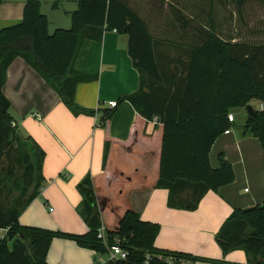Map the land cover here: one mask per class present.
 <instances>
[{
  "label": "trees",
  "instance_id": "16d2710c",
  "mask_svg": "<svg viewBox=\"0 0 264 264\" xmlns=\"http://www.w3.org/2000/svg\"><path fill=\"white\" fill-rule=\"evenodd\" d=\"M170 1L178 5L168 1L179 12L183 27L195 30V35L154 37L129 0H78L71 27L57 28L52 33L49 20L41 11V1L27 0L23 20L0 29V156L4 142L18 140L27 144L34 155V160L27 157V169L19 177L8 172H2L0 177L23 193L19 206L14 204L8 211L0 206V229H5L0 236V264H50L47 257L55 237L72 239L102 254L107 252L98 237L103 223L90 175L77 184L81 195L77 211L88 227L86 233L72 234L19 223L21 213L41 192L45 151L31 136L18 130L10 113V100L2 90L7 68L18 56L58 92L74 115H96V110L82 107L75 100L77 83L88 79L75 68L76 58L87 38L99 39L105 30L112 29L127 33L129 53L140 74V87L125 98L145 119L157 117L162 124L157 187L168 189V205L195 210L207 191H216L234 181L232 163L220 152L219 166L214 168L210 150L214 141L233 126L228 119L232 110L247 108L253 100L264 103V44L222 34L215 15L216 2L223 0H209L207 18L200 22L195 13L190 18L187 7L180 6L179 0ZM252 1L264 0H230L238 13ZM197 6L195 0L190 10ZM167 39H172L174 50L180 51L174 62L162 60L157 52ZM111 115L110 111L104 112L103 121ZM244 131L257 137L264 149V109L254 107V111H248ZM110 146L107 140L105 158ZM20 166L22 170L23 165ZM32 185V192L25 196ZM159 231L158 223L145 221L138 212L128 209L118 228L108 230L109 244L115 237L121 238L128 258L109 264H144L147 254L151 255L150 264H169L171 256L177 264L181 259L198 260L189 253L158 248L155 241ZM217 240L224 252L243 249L249 264H264V202L235 209L218 231Z\"/></svg>",
  "mask_w": 264,
  "mask_h": 264
},
{
  "label": "crops",
  "instance_id": "0c3cea01",
  "mask_svg": "<svg viewBox=\"0 0 264 264\" xmlns=\"http://www.w3.org/2000/svg\"><path fill=\"white\" fill-rule=\"evenodd\" d=\"M26 1L0 3V29L23 20ZM40 1L50 33L71 27L78 0ZM168 1L171 2L129 0V4L156 38L195 35V30L181 24L183 19L172 4L178 5ZM178 4L187 7L191 18L190 8L195 0H179ZM205 6L206 0H198L196 21L205 19ZM172 41H163L157 49L160 58L167 62H174L180 53L174 50ZM75 68L88 77L77 83L75 100L82 107L96 110L97 115H74L58 92L24 58L16 57L7 68L2 90L10 100V113L18 130L31 136L45 151L41 192L21 213L19 223L86 233L88 227L77 211L81 201L77 184L90 175L102 223L108 230L117 229L124 213L133 209L143 220L160 225L155 241L158 248L192 254L198 260L191 264H249L245 250L224 252L217 240L218 231L235 209L264 202V149L258 138L244 131L248 109L232 110L230 132L220 135L210 150L214 168L219 166L220 152L232 163L234 181L216 191H207L195 210L173 208L168 205V189L157 187L162 124L157 117L145 119L125 98L140 87V74L129 53L128 34L112 29L105 30L99 39H85ZM114 100L118 104L112 108L109 102ZM106 111L112 113L111 117L96 125V117ZM107 140L111 146L105 158ZM96 256L95 250L72 239L55 237L47 261L93 264Z\"/></svg>",
  "mask_w": 264,
  "mask_h": 264
},
{
  "label": "rangeland",
  "instance_id": "374dc122",
  "mask_svg": "<svg viewBox=\"0 0 264 264\" xmlns=\"http://www.w3.org/2000/svg\"><path fill=\"white\" fill-rule=\"evenodd\" d=\"M220 3L216 2L217 14L215 16L220 26V31L222 30V34L225 37L227 35H236L240 41L264 44V1H252L246 4L241 13L237 12L235 5L230 0H223ZM209 8L210 2L206 0V18ZM191 13H196V10L191 9ZM206 23L209 27V22L206 21ZM252 106H256L255 103H252ZM238 123L240 124V122ZM255 140L258 142L257 139ZM4 146L3 154L0 156V177L2 172H8L15 178L19 177L24 168L27 169V157L34 160V155L30 147L21 143L20 140L12 141L11 143L4 142ZM21 164L23 165L22 170ZM35 174V172L32 174L34 179ZM2 181L0 179V206L3 210L8 211L14 204L19 206L23 193L15 185ZM46 181L47 179L45 178ZM32 190L33 185L26 189L25 196H28ZM50 207L55 208L52 204Z\"/></svg>",
  "mask_w": 264,
  "mask_h": 264
},
{
  "label": "built area",
  "instance_id": "2783aa9c",
  "mask_svg": "<svg viewBox=\"0 0 264 264\" xmlns=\"http://www.w3.org/2000/svg\"><path fill=\"white\" fill-rule=\"evenodd\" d=\"M118 104L117 100L114 101H110L109 102V106L114 108L116 107ZM256 106H253L259 110H263L264 109V104L263 103H255ZM97 115V114H96ZM157 120V118H155ZM228 119L229 121L233 122L234 121V114L233 113H229L228 115ZM103 119L102 117H96V125H102L103 123ZM230 132V128L227 129L225 131V133H229ZM52 210V209H51ZM1 232H5V229H0ZM3 235V234H2ZM0 235V236H2ZM98 237L101 238L103 240V243L105 244L106 248H107V252L102 254L99 252H96V259L94 261L93 264H109V262L112 261H116V260H126L128 258V250L125 249L122 246V239L119 237H115L114 241L112 244H109L108 241V229L105 225L102 224V226L99 228L98 230ZM150 259H151V255L147 254V258L144 262V264H150ZM168 262L169 264H177V260H175L172 256L168 258ZM179 264H191V262L189 260L186 259H181V261H179Z\"/></svg>",
  "mask_w": 264,
  "mask_h": 264
},
{
  "label": "water",
  "instance_id": "95a60500",
  "mask_svg": "<svg viewBox=\"0 0 264 264\" xmlns=\"http://www.w3.org/2000/svg\"><path fill=\"white\" fill-rule=\"evenodd\" d=\"M247 109H248V111H254V107L252 106V104H249L247 106Z\"/></svg>",
  "mask_w": 264,
  "mask_h": 264
}]
</instances>
